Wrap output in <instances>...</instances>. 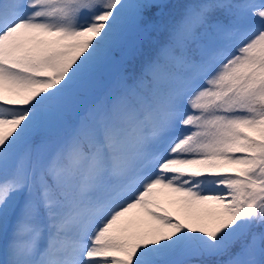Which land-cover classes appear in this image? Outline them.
<instances>
[{"label": "snow or ice", "instance_id": "snow-or-ice-1", "mask_svg": "<svg viewBox=\"0 0 264 264\" xmlns=\"http://www.w3.org/2000/svg\"><path fill=\"white\" fill-rule=\"evenodd\" d=\"M0 264H264V0H0Z\"/></svg>", "mask_w": 264, "mask_h": 264}, {"label": "trees", "instance_id": "trees-1", "mask_svg": "<svg viewBox=\"0 0 264 264\" xmlns=\"http://www.w3.org/2000/svg\"><path fill=\"white\" fill-rule=\"evenodd\" d=\"M166 2L169 5L172 6H179L185 3H189L190 0H166ZM174 10L173 8H167L165 9V13ZM151 38L153 41H163L164 39V34L163 33H157V32H153L151 34ZM142 57L140 56L139 53H132L129 52L127 59L125 60L124 63V68L125 71L128 74H135L139 71V67H140V63H141ZM105 82H106V78L102 77L96 87V91H102L104 86H105ZM215 208L214 205H198V206H190L187 204L184 205H177L175 206L173 209L171 210H163L159 207L154 208L153 210L157 212L158 215H163V216H167L168 218H170L171 220L174 221H178L181 224L184 225H196L199 223V221L196 219V216L198 213H203L205 211H211ZM190 211H191V215L194 219V222L191 224L190 222ZM143 214V212H142ZM143 216L145 217V223L150 224V229L147 230V228H145V226H143L142 228H144V230H140L138 229L139 233H134V235L132 237H138V236H143L145 234H151L152 230L159 227V224L157 221L151 219L150 217L146 216L143 214ZM165 232L169 231L167 229H164Z\"/></svg>", "mask_w": 264, "mask_h": 264}, {"label": "rangeland", "instance_id": "rangeland-1", "mask_svg": "<svg viewBox=\"0 0 264 264\" xmlns=\"http://www.w3.org/2000/svg\"><path fill=\"white\" fill-rule=\"evenodd\" d=\"M156 201L158 203V206L165 210H171L177 205L185 204L183 203L182 198L178 194L169 193L166 190L160 192L157 195ZM189 214L191 216L189 220L192 224L194 222V219L191 215V211ZM143 226H145L147 230L151 228L150 224L145 223V218L142 215V211L138 209H134L132 212L128 213L124 218H122V221L119 225V227L127 229V231L124 233V235L127 237H132L134 233H139L138 229L144 230V228H142Z\"/></svg>", "mask_w": 264, "mask_h": 264}, {"label": "bare ground", "instance_id": "bare-ground-1", "mask_svg": "<svg viewBox=\"0 0 264 264\" xmlns=\"http://www.w3.org/2000/svg\"><path fill=\"white\" fill-rule=\"evenodd\" d=\"M5 96L8 97V98H10V99H16V97L10 96L7 92H5ZM14 106H18V105H14Z\"/></svg>", "mask_w": 264, "mask_h": 264}]
</instances>
